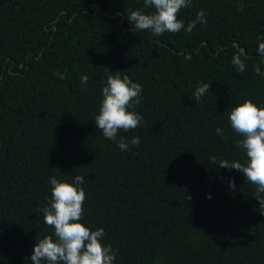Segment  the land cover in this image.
Listing matches in <instances>:
<instances>
[{"label": "trees", "instance_id": "16d2710c", "mask_svg": "<svg viewBox=\"0 0 264 264\" xmlns=\"http://www.w3.org/2000/svg\"><path fill=\"white\" fill-rule=\"evenodd\" d=\"M129 9L143 0H0V264H31L52 233L39 211L52 175L84 177L83 223L105 230L114 264H264L254 187L209 161L243 163L229 111L244 100L264 107L253 70L264 0H192L178 19L187 26L204 9L207 23L159 37L133 31ZM240 48L243 72L232 64ZM105 68L143 88V123L119 133L140 137L129 151L95 125ZM200 83L209 92L195 102Z\"/></svg>", "mask_w": 264, "mask_h": 264}, {"label": "clouds", "instance_id": "9594fccd", "mask_svg": "<svg viewBox=\"0 0 264 264\" xmlns=\"http://www.w3.org/2000/svg\"><path fill=\"white\" fill-rule=\"evenodd\" d=\"M192 0H143L144 9H129L127 20L136 32H149L154 37L165 33H178L181 30L191 33L197 23L206 24V13L200 9L196 18L187 26L178 19L180 11L191 6ZM243 3L237 4V10H243ZM257 53L259 63L253 65L254 72L264 78V40L258 37ZM244 59H241V57ZM248 59L242 50L233 55L232 64L238 72L246 68ZM106 83L101 89L102 99L95 125L103 137L113 141L121 151H129L130 146L140 143L139 136L130 140L119 133L135 130L143 123V116L135 111L141 103L143 88L133 82L128 75L105 68ZM65 79V73H55ZM89 77L81 75V84L87 85ZM209 83H200L193 93L194 101L199 102L209 92ZM228 121L232 131L240 138L235 141L238 149L245 154V161L226 160L219 156L209 157V161L220 168L235 169L243 174L246 183L254 187L252 197L259 203V212L264 215V107L257 106L251 100H244L231 108ZM216 134L224 137L222 128L215 129ZM59 170V169H57ZM51 197L46 206L39 209L43 213L45 225L53 229L51 234L35 242L31 254V264H114L118 249L105 243V230L97 227L92 230L83 223L86 192L83 188L84 177L76 175L71 181L48 178ZM229 190L235 189L234 180L228 181ZM207 198H211L209 195Z\"/></svg>", "mask_w": 264, "mask_h": 264}, {"label": "water", "instance_id": "95a60500", "mask_svg": "<svg viewBox=\"0 0 264 264\" xmlns=\"http://www.w3.org/2000/svg\"><path fill=\"white\" fill-rule=\"evenodd\" d=\"M233 45L236 47V43H233ZM239 50H242L241 48L239 49ZM243 51V50H242ZM180 52H182V50L180 51ZM244 52V51H243ZM188 55V54H187Z\"/></svg>", "mask_w": 264, "mask_h": 264}]
</instances>
